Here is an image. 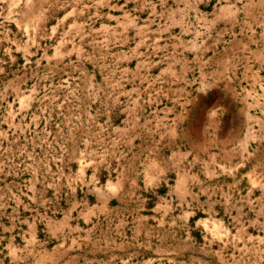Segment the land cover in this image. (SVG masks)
Here are the masks:
<instances>
[{
	"label": "rangeland",
	"instance_id": "obj_1",
	"mask_svg": "<svg viewBox=\"0 0 264 264\" xmlns=\"http://www.w3.org/2000/svg\"><path fill=\"white\" fill-rule=\"evenodd\" d=\"M176 2L0 0V91L13 105L0 112V264H264V124L239 142L240 123L210 115L208 172L183 203L166 196L172 176L146 197L93 202L88 165L111 149L90 134L95 118L160 116L163 154L183 144L204 158L186 137L204 109L186 104L194 72L178 65L157 108L136 104L134 57L159 51L167 67L187 50Z\"/></svg>",
	"mask_w": 264,
	"mask_h": 264
},
{
	"label": "crops",
	"instance_id": "obj_2",
	"mask_svg": "<svg viewBox=\"0 0 264 264\" xmlns=\"http://www.w3.org/2000/svg\"><path fill=\"white\" fill-rule=\"evenodd\" d=\"M178 1L172 11L184 13L182 25L188 31L187 50L180 58L177 53L172 54L169 57L172 62L167 67L163 66L159 51H141L134 57L138 68L133 72L139 78L136 104L157 108L161 75L176 77L178 65L184 67L187 76L194 72L195 81L186 83L185 91L193 94L186 104L204 109L196 119L186 121L187 125H193L188 128L186 137L200 141L199 155L204 154V158L191 156V151L183 149V144L177 145L179 133L170 126L177 122L170 123L172 133H168V139L177 145L176 150L165 155L160 148L166 135L160 131V116L95 118L89 121L93 129L90 134H95L96 138L107 137L111 143V149H102L97 153L98 158L88 165L97 183L91 194L96 204L110 203L119 197H146L153 189L162 187L170 176L173 184H165L166 196L183 203L197 196L193 193L194 184L199 183L202 191L203 169L208 172L210 115L219 116L222 123L234 119L240 123L242 130L233 136L239 142H249L254 138L251 127L257 122L264 124V0ZM192 26L194 31L190 30ZM1 94L0 91V112L2 107L11 104L3 101ZM146 94L151 97L148 99ZM27 99L26 95L17 101L23 110L15 113L16 116L23 111L26 113L31 103ZM185 134L182 135L185 137ZM190 159H195L199 165L194 166ZM204 181L207 183L208 179ZM202 195L201 192L199 197ZM28 223L35 231L36 220Z\"/></svg>",
	"mask_w": 264,
	"mask_h": 264
}]
</instances>
